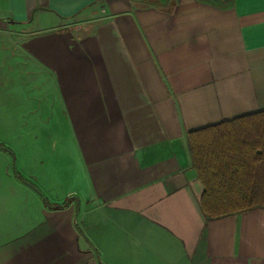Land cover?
Returning a JSON list of instances; mask_svg holds the SVG:
<instances>
[{"label": "crops", "instance_id": "0c3cea01", "mask_svg": "<svg viewBox=\"0 0 264 264\" xmlns=\"http://www.w3.org/2000/svg\"><path fill=\"white\" fill-rule=\"evenodd\" d=\"M263 110L264 0H0V264H264L188 148Z\"/></svg>", "mask_w": 264, "mask_h": 264}, {"label": "trees", "instance_id": "16d2710c", "mask_svg": "<svg viewBox=\"0 0 264 264\" xmlns=\"http://www.w3.org/2000/svg\"><path fill=\"white\" fill-rule=\"evenodd\" d=\"M207 221L264 210V110L188 134Z\"/></svg>", "mask_w": 264, "mask_h": 264}, {"label": "rangeland", "instance_id": "374dc122", "mask_svg": "<svg viewBox=\"0 0 264 264\" xmlns=\"http://www.w3.org/2000/svg\"><path fill=\"white\" fill-rule=\"evenodd\" d=\"M11 136L9 137V135ZM9 137V138H8ZM13 133L9 134L0 131V173L9 171L8 174L14 175V160H13ZM6 169V170H5ZM5 176V175H4ZM2 177V176H1ZM5 179L2 177V180ZM4 186H7L6 181H4ZM1 185V184H0ZM3 186V187H4Z\"/></svg>", "mask_w": 264, "mask_h": 264}]
</instances>
